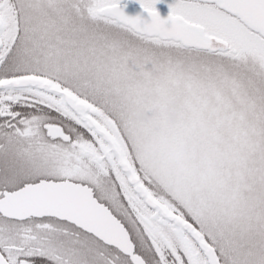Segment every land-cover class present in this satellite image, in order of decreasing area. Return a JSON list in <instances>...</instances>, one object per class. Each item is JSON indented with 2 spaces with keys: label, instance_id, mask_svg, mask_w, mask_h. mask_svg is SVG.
I'll return each instance as SVG.
<instances>
[{
  "label": "snow or ice",
  "instance_id": "6c2138e0",
  "mask_svg": "<svg viewBox=\"0 0 264 264\" xmlns=\"http://www.w3.org/2000/svg\"><path fill=\"white\" fill-rule=\"evenodd\" d=\"M133 2L0 0V264H264V0Z\"/></svg>",
  "mask_w": 264,
  "mask_h": 264
},
{
  "label": "water",
  "instance_id": "95a60500",
  "mask_svg": "<svg viewBox=\"0 0 264 264\" xmlns=\"http://www.w3.org/2000/svg\"><path fill=\"white\" fill-rule=\"evenodd\" d=\"M122 6H124V11L127 15H142L144 18H147V14L144 13L139 4L133 2V0H125L124 2H122ZM157 11L160 13L162 18H166L168 15V11L163 8H157Z\"/></svg>",
  "mask_w": 264,
  "mask_h": 264
},
{
  "label": "rangeland",
  "instance_id": "374dc122",
  "mask_svg": "<svg viewBox=\"0 0 264 264\" xmlns=\"http://www.w3.org/2000/svg\"><path fill=\"white\" fill-rule=\"evenodd\" d=\"M173 2H174V0H162V3L157 4V5H160V6H163V7L168 8V5L171 4V3H173Z\"/></svg>",
  "mask_w": 264,
  "mask_h": 264
},
{
  "label": "flooded vegetation",
  "instance_id": "af4514ba",
  "mask_svg": "<svg viewBox=\"0 0 264 264\" xmlns=\"http://www.w3.org/2000/svg\"><path fill=\"white\" fill-rule=\"evenodd\" d=\"M156 8H163V9H165L166 11H168V12H169V9H168V8H166V7H163V6H160V5H157V6H156Z\"/></svg>",
  "mask_w": 264,
  "mask_h": 264
},
{
  "label": "clouds",
  "instance_id": "9594fccd",
  "mask_svg": "<svg viewBox=\"0 0 264 264\" xmlns=\"http://www.w3.org/2000/svg\"><path fill=\"white\" fill-rule=\"evenodd\" d=\"M171 119H174V117H172Z\"/></svg>",
  "mask_w": 264,
  "mask_h": 264
},
{
  "label": "trees",
  "instance_id": "16d2710c",
  "mask_svg": "<svg viewBox=\"0 0 264 264\" xmlns=\"http://www.w3.org/2000/svg\"><path fill=\"white\" fill-rule=\"evenodd\" d=\"M125 1V0H122V2Z\"/></svg>",
  "mask_w": 264,
  "mask_h": 264
}]
</instances>
